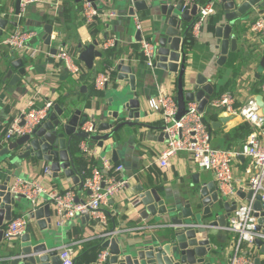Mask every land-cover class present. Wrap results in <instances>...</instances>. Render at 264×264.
<instances>
[{
    "label": "crops",
    "instance_id": "crops-1",
    "mask_svg": "<svg viewBox=\"0 0 264 264\" xmlns=\"http://www.w3.org/2000/svg\"><path fill=\"white\" fill-rule=\"evenodd\" d=\"M80 1L59 0L57 10H60V13L57 15L59 23H61L60 28L55 22L45 21L42 17L44 14H39L35 10L52 9L54 8L52 4L40 5L41 8L29 6L27 15H23L19 19L17 27L25 25L36 29L37 38H32L28 44L31 48H38L40 52L34 58L25 55L27 61L23 63V67L26 69V73L25 76H21L16 85L9 84L11 76L17 73L15 68H12V75L6 76V80H3L0 85V152L7 146L2 142L4 130H7L12 117L24 108L32 92L37 89L41 94L38 98L40 100L37 101L38 106L42 105L43 99L41 98L43 96H50L56 101L58 100L57 103L61 107H66L67 111L80 109L82 113L87 114L86 119L92 120L96 125L109 120L107 112L117 108L116 102H111V97L116 91H123L126 97L129 96L128 82L126 80L116 81L118 73L116 69L103 90L94 89L93 81L96 75L105 69L106 65L116 68L118 61L123 59L125 64L130 65L132 72L137 75L136 86L143 96L145 109L144 115L139 119L143 124L138 127L126 126L113 133L111 138L105 139L103 150L99 149V151L100 153L105 152L104 154L111 158L112 151L115 150L118 158L116 162L123 165V170L119 175L128 179V187L103 206V211L108 217V228L124 231L123 240L133 241L143 232L139 229L144 224L140 218V211L143 210V207L140 206L136 209L134 206L138 200L135 192L137 186L141 185L145 189L156 188L166 203L173 200L185 203L189 199L188 190L190 191L193 187L194 181H199V184L204 182H214L215 184L212 172L199 167L188 153L179 152L170 160L169 166L164 169L156 163L159 150L164 146V140H158L159 128L163 127V122L160 115L149 110L147 100L159 92L160 85L166 92L176 94L177 78L172 76L171 79L176 81L161 84L160 78L164 77L167 72L157 68L153 69L144 63L140 44L133 40L137 30L134 17L140 18L141 38L145 37L154 41V33L158 25L155 16L158 15L160 5L165 3L177 5L180 0H146L147 6L153 5L152 8L135 11L133 15L130 14L129 4L125 1L95 0L94 3L98 10L109 7L115 10L117 15L108 21L94 17L91 22L83 17L81 10L83 2L80 3ZM15 2L16 0H0V18L12 19ZM218 8L219 6L215 5V13L207 17L199 34L193 37L192 43L186 42V39L181 43V47H184L186 53L183 84L186 88H191L198 74H202L211 79L214 92L212 98L224 92H231L236 94L239 105L244 101L246 94H261L260 81L264 76V64L262 63L264 39L257 40L252 37L248 33V24L255 19L257 13L264 12V8L252 9L236 22L231 32V36L236 40V47L234 51H231V45L229 46L226 60L220 65L216 62L219 53L214 49L215 38H213L214 27L221 17L217 12ZM44 24L52 25L51 47L56 49L62 47L72 55L80 67L82 66L81 74L78 77H73L63 63L50 52V47L43 43ZM187 26L188 24H184L183 29ZM14 28L7 25L5 29L1 30L0 41ZM92 28L96 30L94 31L95 38ZM110 36L116 38L114 46L107 52L103 50L102 57H96L93 67L87 69L77 58L79 51L84 45L93 41H97V47L101 49V40ZM12 54L16 53L6 46L0 45V70L5 67L4 61L1 60L2 56L4 58ZM17 58L20 56L17 55ZM180 65L181 63H179V67ZM202 114L206 119H213L215 115V113L210 114L208 108ZM210 129L215 147L232 150L241 148L247 136L253 131V127L238 116H233L226 124H222L216 129ZM111 131L108 129L94 134L102 137ZM72 153L80 177L84 163L88 162L86 165L89 167L98 163L95 157L86 156L77 149L75 154L73 151ZM247 164L248 160L242 157L238 162H234L235 176L242 185L245 184L243 172ZM3 165L6 172L12 175L40 177V174L43 176V168L47 164L18 162V160H10L8 156H4L0 158V166ZM47 186L49 189L57 191L74 189L76 194L78 189L70 178L61 172L55 177L53 171ZM87 195V192L81 189L79 200H84ZM27 209H29V203L22 198L18 199L14 216L22 214ZM31 222H28V227L32 226L36 229L35 224L31 225ZM43 234L49 237L50 240L47 241L49 245L60 248L71 247L74 250V264H90L95 261L97 253L102 249L97 251L95 227L91 220L83 217L68 220L61 228H57L56 219L51 218V228L44 230ZM213 235L216 237L212 242L215 245L213 254H210L206 260L211 261L212 264H227L233 239L229 238L230 234L225 230L214 231Z\"/></svg>",
    "mask_w": 264,
    "mask_h": 264
},
{
    "label": "water",
    "instance_id": "water-1",
    "mask_svg": "<svg viewBox=\"0 0 264 264\" xmlns=\"http://www.w3.org/2000/svg\"><path fill=\"white\" fill-rule=\"evenodd\" d=\"M94 8H98L90 0ZM130 6V14L139 12L153 5L147 6L146 0H133ZM190 9L181 10L180 1L176 4H161L158 15L155 16L158 24L154 33V43L156 53L154 63L151 68L161 69L167 74L160 78L163 83H173L176 80V99L178 112L176 118L182 116L185 111V104L189 101L198 102V111L204 112L206 108L210 114H214L213 119L203 120L210 128L216 129L220 125L226 124L233 118L225 111L212 107L209 101L213 95V85L211 79L202 74H198L191 88H186L183 84L186 53L181 43L191 28V23L197 17V5L209 4L213 2L219 6L217 12L221 17L213 30L215 38L214 49L218 50L219 56L217 64L225 62L231 45V51L236 47V40L231 36L236 22L242 15L252 9L264 8V0H195ZM202 1V2H201ZM19 3L15 2V10L12 19L0 18V29L7 25L17 27L19 17ZM184 24H188L183 29ZM0 30V31H1ZM42 40L50 47L52 54H56L57 49L51 47L52 25H43ZM134 41L140 42L141 31L136 30ZM185 42V41H184ZM98 42L93 41L86 44L79 51L77 58L82 61L87 69L93 67L94 59L101 58L103 52L98 47ZM26 57L22 56L12 61L11 65L17 69V73L12 75V69L7 72L10 77V85H16L25 76L26 69L23 63ZM179 63H181L179 67ZM264 64V57L262 60ZM116 81L126 80L129 86V96H125L123 91H116L111 97V102H116L117 108L107 112L109 120L96 125V132L112 130L102 137L88 135V133L78 130V125L88 116L80 109L67 111L66 107H61L55 103L49 116L31 135H25L15 141L9 142L0 152V158L8 156L10 160L18 162H29L36 164L43 162L49 166L56 177L59 172L70 178L77 186V199L82 189L81 178L76 167L73 156V148L79 139H89L96 143L99 149L103 150L105 139L111 138L113 133L124 129L126 126L138 127L142 125L139 119L144 115L143 96L137 90V75L132 72V67L125 64L123 59L117 63ZM83 88V87H82ZM84 89V88H83ZM188 89V90H187ZM257 105L264 114V97L262 94H254ZM158 140H164L166 134L159 128ZM118 137V136H117ZM112 160L116 162L117 152L112 151ZM6 166L8 164H5ZM197 175V174H195ZM15 175L7 173L5 166H0V263L3 264H60L59 246H52L47 243L48 236L43 234L47 228H51V209L49 204L36 209L29 214V222L35 224L20 237L7 240L3 237L2 227L12 219L15 213L18 199H23L21 195H13L10 192V183ZM193 187L189 192V199L182 203L178 200L166 203L165 199L158 193L156 188L145 189L139 185L135 188L138 200L134 203L135 208L143 207L140 211V218L144 224L139 230L143 231L133 241L123 240L124 231H117L108 237L95 235L97 247L108 249L104 264H212L206 258L213 254L214 231L223 230L226 225L228 214L235 209V202L229 203L222 199L217 191L214 182L199 181L193 182ZM89 194V191H86ZM251 191L247 197L250 198ZM240 196L244 193L239 191ZM260 196L254 203L255 208H260ZM29 209L23 213H28ZM22 213V212H21ZM89 220V216H84ZM115 230V228L110 229ZM100 241V242H99ZM99 243V244H98ZM264 253V244L260 239L255 241ZM90 264H99L96 261ZM254 264H260V258L254 259Z\"/></svg>",
    "mask_w": 264,
    "mask_h": 264
},
{
    "label": "built area",
    "instance_id": "built-area-1",
    "mask_svg": "<svg viewBox=\"0 0 264 264\" xmlns=\"http://www.w3.org/2000/svg\"><path fill=\"white\" fill-rule=\"evenodd\" d=\"M123 1L127 2L129 7L134 3L133 0ZM82 2V15L88 22H91L94 17L108 21L117 15V12L109 7L98 10L92 6L90 0H82ZM195 2V0H180L181 10L190 9ZM58 3L59 0H20L18 15L20 18L23 17L32 4H37L38 7L52 4L57 9ZM197 9V17L191 24L190 30L193 37L199 34L207 17L215 13V4L213 2L198 4ZM134 23L140 30L142 26L139 17H134ZM248 33L257 40L264 39V12L257 13L255 19L248 24ZM36 35V31L15 27L0 41V45L6 46L20 57L28 55L34 58L40 50L29 47L28 43ZM115 42L114 36L105 37L101 40L100 48L106 51L112 48ZM139 44L144 63L152 67L156 44L145 37L141 38ZM53 55L63 63L73 77L81 74L82 66L80 67L72 55L62 47L57 48L56 54ZM115 69V66L106 65L105 69L96 75L94 89L103 90ZM160 86L159 92L147 100L149 110L161 116L162 131L166 134L164 146L159 150L157 165L163 169L167 168L174 156L179 152H185L199 167L212 172L220 197L231 204L235 202V209L228 214L223 228L235 236L227 264H254L256 257H259L260 264H263L260 255L263 253L255 243L257 239H260L264 244V114L262 109L257 105L254 96L249 94H246L244 101L239 105L236 94L231 92H224L211 98L209 103L212 107L223 110L229 115L238 116L253 127V131L247 136L241 148L234 150L218 148L213 145L212 132L203 120L202 112L198 111V102L196 100L187 102L185 113L177 119L176 94L166 92L162 85ZM260 87L261 94L264 96V79ZM39 96H41L40 90L32 92L24 108L12 117L2 136L3 143L8 144L25 135L33 134L49 116L56 100L50 96H43L41 98L43 103L38 106ZM77 129L88 135L97 131L96 124L90 119L83 120ZM76 147L80 153L98 160L97 165L93 167L86 165L88 162L84 163L80 171L82 189L90 192L87 197L84 200L77 199L74 189L63 191L49 189L44 183L52 176V171L47 165L43 168V176L40 174V177L15 175L10 183V192L13 195H21L29 203V211L13 216L4 224L2 227L4 238L13 240L22 236L28 228L29 214L46 204L50 206L51 218L56 219L57 228L63 227L68 220L87 215L95 227V235L108 237L117 232L116 229L108 228V217L103 211V206L128 187V179L119 175L123 165L114 162L106 154L100 153L96 143L89 139H79ZM240 157L248 160L243 172L245 178L243 185L234 172V162H238ZM239 191L244 193L243 197L238 194ZM248 191L252 192L250 198L247 197ZM258 195L261 207L255 208L254 203ZM58 254L60 264H74V250L71 247L60 248ZM107 255L108 249H101L95 261L104 264Z\"/></svg>",
    "mask_w": 264,
    "mask_h": 264
},
{
    "label": "trees",
    "instance_id": "trees-1",
    "mask_svg": "<svg viewBox=\"0 0 264 264\" xmlns=\"http://www.w3.org/2000/svg\"><path fill=\"white\" fill-rule=\"evenodd\" d=\"M82 2V0L80 1V3ZM44 19H45V21L46 20H49L50 22H52L50 19L52 18L50 15L49 16H47L46 14H44L43 16H42ZM57 19H59V18H57ZM92 30V34L94 35L93 37L95 38V32L94 31H96V30H93V28L91 29ZM186 42H189V43H192L193 42V36L191 35V31H189L188 32V34H187V36H186ZM111 49V48H110ZM110 49H108V50H110ZM105 52H107V50L105 51ZM6 55V54H5ZM16 54H12V55H9V56H5L4 58H3V56H2V59L1 60H3L4 61V63H5V67H4V69H1L0 70V85H1V83L3 82V80H6V75H7V72L10 70V69H12L13 67H12V65H11V63H12V61L13 60H15L16 59ZM27 61V60H26ZM264 79V76L262 77V79H261V81ZM95 80V79H94ZM93 85H94V81H93ZM58 101V100H57ZM56 101V102H57ZM77 149V148H76ZM76 149L75 148H73V152H74V154H75V152H76ZM78 150V149H77ZM98 242V241H97ZM100 242V241H99ZM99 244V243H98ZM100 250V248L98 247L97 248V251H99ZM96 251V252H97Z\"/></svg>",
    "mask_w": 264,
    "mask_h": 264
},
{
    "label": "rangeland",
    "instance_id": "rangeland-1",
    "mask_svg": "<svg viewBox=\"0 0 264 264\" xmlns=\"http://www.w3.org/2000/svg\"><path fill=\"white\" fill-rule=\"evenodd\" d=\"M123 1V0H122ZM31 6H38L37 4H32V5H30V7ZM39 8V7H38ZM41 8V7H40ZM43 8V7H42ZM39 14H46L47 16H51L52 18L50 19L52 22H55L56 24H57V26H58V28H60V24L61 23H59V19H57L58 18V15H57V13H60V10L58 11L57 9H54V8H52V9H50V8H45V9H35ZM82 10V9H81ZM27 13H28V10H26V12H25V15H27ZM21 22L23 21V20H20ZM60 25V26H59ZM24 29H26V30H33V31H36V29L34 28V27H26L25 25H23L22 26ZM7 32H9V31H7ZM37 32V31H36ZM37 38V37H36ZM68 49L70 48V47H67ZM261 69V68H260ZM261 83H262V81H260V86H261ZM5 131H6V129L4 130V133H5ZM105 153V152H104ZM103 153V154H104ZM46 185H48V179H46L45 180V182H44ZM230 234V236H229V238H234L235 236H234V234H232V233H229ZM220 251H222V250H220ZM261 255V258H262V261H263V264H264V253L263 254H260Z\"/></svg>",
    "mask_w": 264,
    "mask_h": 264
},
{
    "label": "clouds",
    "instance_id": "clouds-1",
    "mask_svg": "<svg viewBox=\"0 0 264 264\" xmlns=\"http://www.w3.org/2000/svg\"><path fill=\"white\" fill-rule=\"evenodd\" d=\"M103 51V50H102ZM57 103V102H56Z\"/></svg>",
    "mask_w": 264,
    "mask_h": 264
}]
</instances>
